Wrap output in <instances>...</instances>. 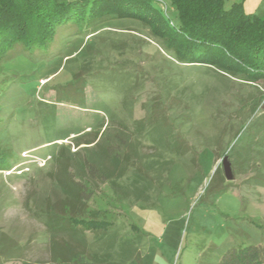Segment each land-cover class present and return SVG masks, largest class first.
<instances>
[{
    "label": "rangeland",
    "instance_id": "374dc122",
    "mask_svg": "<svg viewBox=\"0 0 264 264\" xmlns=\"http://www.w3.org/2000/svg\"><path fill=\"white\" fill-rule=\"evenodd\" d=\"M100 13L1 64L0 264H221L264 242V78L176 61L140 19ZM81 191L107 230L64 223Z\"/></svg>",
    "mask_w": 264,
    "mask_h": 264
},
{
    "label": "trees",
    "instance_id": "16d2710c",
    "mask_svg": "<svg viewBox=\"0 0 264 264\" xmlns=\"http://www.w3.org/2000/svg\"><path fill=\"white\" fill-rule=\"evenodd\" d=\"M91 11L140 19L166 41L167 50L173 51L170 57L176 61L211 66L227 74L242 73L250 81L264 78V17L247 12L243 2L227 9L224 0H0V67L15 46L30 49L48 44L68 23L99 17L91 18ZM4 160L0 157V165L7 164ZM87 169L91 176L98 173L93 163L88 162ZM79 198L80 209L73 214L71 201L66 209L71 215L64 223L70 221L89 231L107 230L105 220L92 216L99 212L88 210L90 197L85 191ZM61 264L123 263L106 255L78 253L62 259ZM221 264H264V242L230 248Z\"/></svg>",
    "mask_w": 264,
    "mask_h": 264
},
{
    "label": "water",
    "instance_id": "95a60500",
    "mask_svg": "<svg viewBox=\"0 0 264 264\" xmlns=\"http://www.w3.org/2000/svg\"><path fill=\"white\" fill-rule=\"evenodd\" d=\"M222 165L224 168L225 176L228 180H234L235 174L233 170V166L231 160L228 156H225L222 160Z\"/></svg>",
    "mask_w": 264,
    "mask_h": 264
}]
</instances>
